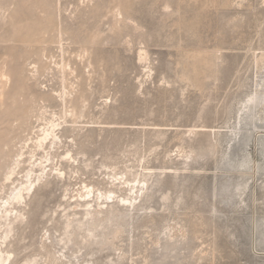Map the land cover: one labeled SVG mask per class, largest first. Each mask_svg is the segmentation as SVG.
Wrapping results in <instances>:
<instances>
[{"label":"rangeland","instance_id":"rangeland-1","mask_svg":"<svg viewBox=\"0 0 264 264\" xmlns=\"http://www.w3.org/2000/svg\"><path fill=\"white\" fill-rule=\"evenodd\" d=\"M1 90L4 264H264V0H0Z\"/></svg>","mask_w":264,"mask_h":264},{"label":"bare ground","instance_id":"bare-ground-1","mask_svg":"<svg viewBox=\"0 0 264 264\" xmlns=\"http://www.w3.org/2000/svg\"><path fill=\"white\" fill-rule=\"evenodd\" d=\"M0 96H2V98H3V96H5V91L4 90H1ZM16 116L17 117H15V120L19 121L21 127L22 126L24 127V125L27 124V122H26V117L27 116L24 115V113L23 114L19 113ZM9 122H11V119L8 120L7 123H9ZM20 129H23V128H20ZM56 129H57V126L54 125L52 123V121H51L50 128H48L46 130L43 129L44 130L43 135H42L41 138H39L36 148L44 150V152L47 153V156L44 157V161L43 160H39V161L36 160L35 162H31L30 169H28L26 171V174L24 176L26 178V180H27L26 183H21L19 186H16L13 189H11V193L8 194V196H6V197H1L0 196V232L2 231V229L4 227L7 226L8 222L13 223L14 220H16V219L21 217V213L24 210V207L27 205V200H26L27 199V195H29V192H31L33 190V188L35 187L36 182L40 180L39 177H38L39 176L38 173H41L40 176H43L45 174V172L47 171V169L49 167V165H47V164L48 163L50 164V161L52 160V158L48 159L49 152L46 150L45 145L46 144L47 145L50 144L51 146L55 145V141H57L59 139L58 135H56ZM26 130L24 129V131H26ZM10 138L11 137L9 136V131L4 130V131H2L0 133V140L2 142V144L0 146V154H3L5 148L9 147V145L14 141V140H12L13 138H11V139ZM22 150H23V148H22ZM23 154L20 153L18 155V157H17L18 159L14 162V165L6 173V181L7 182L9 180H11L15 175H19L20 174V171H18V169H20L21 165L23 164V162L21 160V158L23 157ZM51 156H52V154H51ZM34 158H36V157H34ZM2 162L3 161L0 160V173L2 172L1 171V165L3 166V164H4ZM52 166H53V164H52ZM51 171H52V169H51ZM22 217H23V215H22ZM9 228L12 229L11 227H9ZM2 242H4V241H2ZM0 249H2V248H0ZM9 258H10V255L8 256V259ZM4 261L5 260L3 259V252L0 251V264H4Z\"/></svg>","mask_w":264,"mask_h":264}]
</instances>
